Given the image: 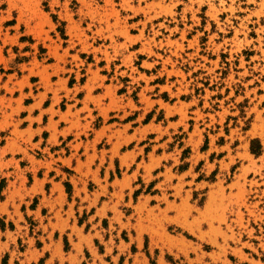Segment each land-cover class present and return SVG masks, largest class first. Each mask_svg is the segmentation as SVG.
I'll list each match as a JSON object with an SVG mask.
<instances>
[{
    "label": "rangeland",
    "instance_id": "obj_1",
    "mask_svg": "<svg viewBox=\"0 0 264 264\" xmlns=\"http://www.w3.org/2000/svg\"><path fill=\"white\" fill-rule=\"evenodd\" d=\"M19 77L20 87L71 89L78 100L105 91L113 107L129 100V114L118 104L99 115L100 103L92 104L91 128L107 121L136 129L128 147L157 130L166 153L157 167L149 148L139 158L147 181L164 172L146 186L158 194L148 224H120L110 234L105 217L109 242L100 237L82 249L67 224L46 244L26 218L0 234L1 264H71L78 255L87 264L93 252L105 254L100 264H264V0H0V82ZM148 110L163 129L137 128ZM114 177H123L119 168ZM115 185L132 190L126 174ZM64 187L70 198V182ZM131 196L141 200L138 190ZM120 200L130 215L135 207ZM136 229L140 248L116 243Z\"/></svg>",
    "mask_w": 264,
    "mask_h": 264
},
{
    "label": "crops",
    "instance_id": "obj_2",
    "mask_svg": "<svg viewBox=\"0 0 264 264\" xmlns=\"http://www.w3.org/2000/svg\"><path fill=\"white\" fill-rule=\"evenodd\" d=\"M96 75L102 76L100 73ZM19 81L21 77L11 82L8 79L0 82V195L5 194L4 198H0V234L7 236L8 232H14L15 224H23L26 218H32L39 224L37 236L47 244L57 242L55 233L60 231V224H67L70 229L68 234L83 249L85 246L92 248L100 237L108 243L110 237H107V230L112 234V227L119 231L123 227L120 224H148L146 220L153 208L151 201L158 194L151 195L146 186L157 178L160 180L159 174L164 172L147 181V178H143L145 169L138 165L148 148V153L152 152L155 156L156 167L163 164L166 152L158 151L164 144L161 140L163 136L157 130L149 129L141 137L142 140L148 137L147 143L137 142L128 147L134 141L136 129L134 133L129 132L128 125L112 128V125H107V121L91 128L88 116L97 103H100L99 115L104 114L102 109L108 110L106 114H109L119 105L124 106L123 112L129 114L126 109L130 105L129 100L117 102L113 107L112 99L103 101L106 91L103 94H91L92 99L85 101L88 92L84 99L78 100L71 89L62 90L55 86L49 90L35 86L32 82H25L20 87L17 85ZM79 101L82 103L79 104ZM149 113L150 110L139 114L142 119L150 117L137 128L153 124L163 129L161 121H156L155 114ZM37 150L43 153L41 157H38ZM134 163H137L136 167H133ZM145 163L149 164V160ZM156 167L152 168V174ZM64 168H70L73 172L66 173ZM118 168L123 177L115 178ZM125 174L130 179L132 190L115 185L116 181L124 179ZM139 176L146 182L141 189L139 185L133 187V182ZM95 180L100 181V186L90 190L87 185ZM64 181L70 182L72 186L70 198L65 191ZM137 190L141 200L135 202L131 194ZM121 196L135 207L130 215L120 212ZM147 196L149 198L145 200ZM140 202L144 204V210L136 209ZM160 208L165 212L167 205ZM72 212H78V215L73 217ZM105 217L109 219L107 230L102 225ZM169 217L175 218L174 215ZM193 218L197 216H190L188 221L191 222ZM131 237L132 240L117 239L116 243L119 246L123 243L124 247L134 243L135 247L140 248L143 238L138 236V229ZM29 239H35V236L31 234ZM2 241L6 242L7 238ZM103 255L93 252L86 258V263L100 264L103 258L99 257ZM1 258L2 255L0 264ZM69 259L71 264L82 262L80 255ZM76 259L77 263L73 261Z\"/></svg>",
    "mask_w": 264,
    "mask_h": 264
},
{
    "label": "trees",
    "instance_id": "obj_3",
    "mask_svg": "<svg viewBox=\"0 0 264 264\" xmlns=\"http://www.w3.org/2000/svg\"><path fill=\"white\" fill-rule=\"evenodd\" d=\"M253 153L258 154L259 153V150H254L253 149Z\"/></svg>",
    "mask_w": 264,
    "mask_h": 264
}]
</instances>
